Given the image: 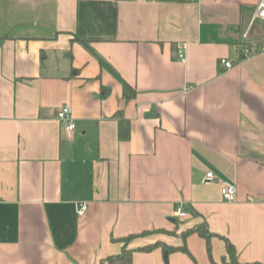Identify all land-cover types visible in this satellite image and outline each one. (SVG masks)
Segmentation results:
<instances>
[{"label": "crops", "instance_id": "obj_1", "mask_svg": "<svg viewBox=\"0 0 264 264\" xmlns=\"http://www.w3.org/2000/svg\"><path fill=\"white\" fill-rule=\"evenodd\" d=\"M257 1L0 0V264H108L117 238L202 221L213 262L196 233L166 260L181 238L152 233L132 264H221L225 240L264 264V51L241 58L264 44Z\"/></svg>", "mask_w": 264, "mask_h": 264}, {"label": "trees", "instance_id": "obj_2", "mask_svg": "<svg viewBox=\"0 0 264 264\" xmlns=\"http://www.w3.org/2000/svg\"><path fill=\"white\" fill-rule=\"evenodd\" d=\"M123 92H124V96L126 98H130L133 97L135 94V90L133 88H131L127 83L123 82ZM119 129H118V137L119 139H126L129 136V126H128V122L126 119L120 117L119 118ZM152 233H165V234H170V235H176L179 236L182 240V244L179 246H171V245H166V244H162L163 249L171 252V251H182L186 254H188L191 258L192 255L190 254L187 246L185 245V238L187 237V235L191 234V233H196L198 234L200 237H202L205 240V245H206V251H207V255L208 258L210 259V261L213 262L212 259V254H211V244H210V238L212 236V233H210L208 231L207 225L204 221H202L201 223L194 225L192 227H189L185 230L180 231L179 233H176V229H173L171 231H167L165 229H155V230H144L140 233H136V234H128L126 236L117 238L116 240L122 243L121 246V250L119 253L114 254V255H110L106 258V261L108 262V264H132V249L130 247H128V244L130 243V241L132 239H134L135 237L138 236H143V235H148V234H152ZM160 245V242H156L154 244H148V245H144L139 247L138 249L141 251H150L152 250L154 247ZM225 254L228 255V257L231 259L233 264H261L259 262H245V263H239L237 262V260L235 259V250L233 245L228 242L227 240H225ZM225 254L221 257V261L224 260V256Z\"/></svg>", "mask_w": 264, "mask_h": 264}, {"label": "built area", "instance_id": "obj_3", "mask_svg": "<svg viewBox=\"0 0 264 264\" xmlns=\"http://www.w3.org/2000/svg\"><path fill=\"white\" fill-rule=\"evenodd\" d=\"M263 19L264 20V0H258L253 12L252 20L254 19ZM243 37H246V33H243ZM185 44H178L176 47L177 57L181 60H185L184 54ZM259 51H264V44L259 48H252L248 45H243L241 48V58L247 59L258 53ZM220 63L224 65L225 68H231L233 66V62L225 59H221ZM56 119L60 121L65 127L66 130L72 131L75 127L74 118L72 115V110L69 106H61L56 111ZM212 171L205 172L202 181L204 183H211L216 178ZM220 194L221 197L226 201H235L237 197V187L234 183L224 180L220 185ZM87 202H78L75 206V211L77 215H82L87 210ZM175 215L178 217L185 216V212L177 207L175 210Z\"/></svg>", "mask_w": 264, "mask_h": 264}, {"label": "rangeland", "instance_id": "obj_4", "mask_svg": "<svg viewBox=\"0 0 264 264\" xmlns=\"http://www.w3.org/2000/svg\"><path fill=\"white\" fill-rule=\"evenodd\" d=\"M221 264H233V263H232L231 259L228 257V255L225 254L224 260L221 261Z\"/></svg>", "mask_w": 264, "mask_h": 264}, {"label": "water", "instance_id": "obj_5", "mask_svg": "<svg viewBox=\"0 0 264 264\" xmlns=\"http://www.w3.org/2000/svg\"><path fill=\"white\" fill-rule=\"evenodd\" d=\"M172 221H174V219H172ZM166 257H167V251L165 250L164 251V258H165V260H166Z\"/></svg>", "mask_w": 264, "mask_h": 264}]
</instances>
